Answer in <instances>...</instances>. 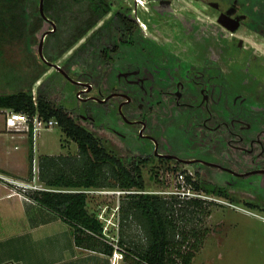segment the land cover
I'll use <instances>...</instances> for the list:
<instances>
[{
  "label": "flooded vegetation",
  "instance_id": "af4514ba",
  "mask_svg": "<svg viewBox=\"0 0 264 264\" xmlns=\"http://www.w3.org/2000/svg\"><path fill=\"white\" fill-rule=\"evenodd\" d=\"M68 3L63 29L61 8L49 18L38 6L51 27L39 59L61 85L51 101L96 138L117 140L155 182L181 173L221 204L240 194L264 207L239 189L264 187V0ZM59 29L68 54L57 63L45 40Z\"/></svg>",
  "mask_w": 264,
  "mask_h": 264
},
{
  "label": "trees",
  "instance_id": "16d2710c",
  "mask_svg": "<svg viewBox=\"0 0 264 264\" xmlns=\"http://www.w3.org/2000/svg\"><path fill=\"white\" fill-rule=\"evenodd\" d=\"M31 1L34 2L0 0V42L5 36L12 38L13 33L21 34L27 29L31 33L40 26L42 20L37 16L38 8L34 16L28 12L26 4ZM35 1L39 6V0ZM68 1L73 0H43V11L50 18L49 12L60 9ZM0 109L29 115L37 112L45 120L54 119L62 133L76 143V157L39 158V181L46 189H27L23 194L56 215L70 230L76 247L112 255L114 247L104 237L101 221L89 211L88 197L94 189L115 188L133 192L123 194L118 206L119 229L136 222L144 233L140 241H132L131 246L126 247L127 241L121 233L117 244L126 248L123 260L130 256L133 264H190L207 235V229L202 226L210 214V204L149 193L141 170L142 162L125 163L111 155L92 133L76 124L46 95L34 97L30 89L0 94ZM28 146L29 178H32L31 136Z\"/></svg>",
  "mask_w": 264,
  "mask_h": 264
},
{
  "label": "rangeland",
  "instance_id": "374dc122",
  "mask_svg": "<svg viewBox=\"0 0 264 264\" xmlns=\"http://www.w3.org/2000/svg\"><path fill=\"white\" fill-rule=\"evenodd\" d=\"M26 6L33 12H30V16H34L38 8L37 2L35 0L34 2H28ZM59 12V24L62 25L63 29V27L71 21V15L68 11H62V9H60ZM50 28L49 23L44 21L31 33L28 32V29L21 34L13 33L12 38L5 36L4 40L0 42L1 95L30 89L34 97L42 94L46 95L50 100L54 98L53 102L60 100L61 97H55H57V92L61 85L55 84L56 79H53V76L50 75L51 70L46 69L38 56L41 35ZM58 31L59 37L57 40L52 36H49L45 40V48H47L45 57L48 59L55 58L57 63L65 59V56L68 54V52H66L68 49L64 48L63 44L67 35L63 30L59 29ZM63 93L64 96L68 95L67 97L70 98L73 96L72 92L66 88L63 90ZM96 136L99 143L105 147L111 155L120 158L125 163L129 162L130 159H128V154H126L123 148L118 146L117 140L108 135L100 134ZM8 137L9 134L5 135L3 131V115L0 113V138L7 141L8 145L11 146V153L8 157L5 156L2 159L3 163L16 173H23L22 177L18 179L19 181L0 174V183L4 186H14L13 191H16L17 188L16 192L20 194L21 198L23 197L27 201H29V199L22 195H25V190L46 189L45 185L39 181L37 165L39 158L42 156L59 155L76 157L78 154L76 143L67 138L58 125L51 130H42L33 141V157L35 163L32 165L33 177L29 178V166L27 164L29 138L15 136L13 139L10 137V140ZM182 137L184 138V136ZM141 170L148 192L155 191L159 192L158 195L160 196H170L167 192L172 191L175 185L172 176L169 177L163 174L161 177L162 180H160L159 177V181L155 182L151 174L152 171L150 166H144ZM258 178L259 177H252L251 180L257 182ZM239 189H242L240 191L250 197L254 195V203H257L259 198L261 199L264 197V187L252 186L249 188L241 187ZM119 191V189L115 188H99L89 192L90 194L88 197L89 211L93 212L101 221L104 227L103 235L107 241L111 242L114 248L119 247L117 242L121 237V233L123 239L127 241L126 244H124L125 247L131 246L130 243L132 241H140L144 234L136 222L125 226L123 230L119 229L118 206L124 196ZM240 191L233 190V192ZM203 194L211 199L218 198L208 192ZM233 196L234 199H225L229 205L212 203V205L208 207L209 210L211 208V215L210 218L204 220L202 226L207 229V235L204 238L201 249L196 253L190 264H264V212L261 211V209L264 210V207L258 206L257 209L250 208L244 204V201L239 197L240 194L239 196L236 194ZM29 202L32 203L31 200ZM10 224V229H8L9 226H6V228L11 234H18L14 228L23 231L21 222ZM60 224L58 226L53 224V228L48 230L49 232H54V237L53 239L49 237L51 239L47 240V242L41 241L38 237L30 238L26 234L20 241H9L10 247L7 250H5L4 247L0 248V259L6 258V261L12 264L14 259L18 260L20 257L23 261L22 264H37L44 258L50 261L53 260L55 256L58 258L60 252H62L61 247H64L66 251L61 255L63 263L96 264L98 259L97 252H94L97 254L94 255V253L90 251L89 258L84 259V255H87V251L89 252V250H75L74 254L69 250L72 239L71 232L66 226L67 228H64L65 231L63 233V228H61ZM12 245H14L13 248ZM125 247L122 246V249H126ZM72 254L74 255L73 258ZM105 256L109 257L108 260L110 264H133L132 257L130 256L124 260H121L118 256L115 258L111 257L112 255Z\"/></svg>",
  "mask_w": 264,
  "mask_h": 264
},
{
  "label": "crops",
  "instance_id": "0c3cea01",
  "mask_svg": "<svg viewBox=\"0 0 264 264\" xmlns=\"http://www.w3.org/2000/svg\"><path fill=\"white\" fill-rule=\"evenodd\" d=\"M3 131L6 135L4 127H3ZM8 138H10V136ZM33 146H34V143H33ZM10 151H11V146L8 145L7 141H4L0 138V174L3 176H6L7 178L18 180L22 177L23 173H16L14 170L7 167L5 163H3V160H2L5 156L7 157L9 156V154L11 153ZM34 160L35 159L33 157V163H35ZM27 164L29 166L28 151H27ZM27 164H26V168H27ZM13 188L14 186H11V187L8 185L4 186L2 183H0V248L4 247L5 250H7L10 247L9 241L11 240L16 241V242L18 240L20 241V239L26 235H28L30 238L38 237L41 239V241H45V242L51 239L49 237H52L53 239L54 232H49L48 230L50 228H53L52 226L53 224H56L58 226L61 220L56 215L51 213L50 211L35 204L33 201L32 203H30L25 198L23 197L21 198L20 194L16 192L17 188H16V191H13ZM210 215H211V208H210V214L208 218H210ZM15 222H18V223L21 222L23 231H19L18 229L14 228V230L18 234H11L10 232H8L6 226H9L8 229H10V226H11L10 223L15 224ZM60 226L61 228H63L62 230L64 233L65 231L64 228H67L66 225L63 222H61ZM13 247L14 245H12V248ZM61 248H62V252H60V256H58V258L57 256H55V258L51 261L44 258L39 263L37 262L36 263L37 264H66L62 262L63 260H61L63 259L61 255L63 254L64 251H66V248L64 247H61ZM69 250L72 251L73 254L75 250L85 251L74 245L73 238L71 239ZM89 253L90 251L89 252L87 251V255H84L83 258L88 259L90 255ZM73 254H72V258L74 257ZM97 254H98V259L96 261L97 262L96 264H110L108 260L109 257H106L105 255L100 254V253H97ZM97 254L94 253V255H97ZM22 262H23L22 258L19 257L18 260L14 259V262L12 264H22ZM0 264H9V263L8 261H6V258H4L2 260L0 259ZM71 264H74V263H71Z\"/></svg>",
  "mask_w": 264,
  "mask_h": 264
},
{
  "label": "built area",
  "instance_id": "2783aa9c",
  "mask_svg": "<svg viewBox=\"0 0 264 264\" xmlns=\"http://www.w3.org/2000/svg\"><path fill=\"white\" fill-rule=\"evenodd\" d=\"M0 113L3 115L4 130L11 138H14L15 136L29 138L31 136L34 141L40 131L51 130L57 126L56 120H45L37 112L33 115H29L26 113L15 112L11 109H0ZM174 178L175 185L172 191L167 192L169 195H173L180 200H206L212 201L213 203H220V201H215L210 197L205 196L202 192L200 193L199 191H196L192 185L186 183L183 174L178 173ZM119 192L121 194L133 193L126 191ZM117 256L119 258H123L124 256V250L121 247H115L113 250L111 257L115 258Z\"/></svg>",
  "mask_w": 264,
  "mask_h": 264
},
{
  "label": "water",
  "instance_id": "95a60500",
  "mask_svg": "<svg viewBox=\"0 0 264 264\" xmlns=\"http://www.w3.org/2000/svg\"><path fill=\"white\" fill-rule=\"evenodd\" d=\"M39 10H40V13H43V0H39ZM47 35V32L43 33L42 37H41V40L39 42V47H38V52H39V57L44 61L46 62L44 56H43V53H42V47H43V41H44V38L45 36ZM51 66H54L56 67L55 65H51Z\"/></svg>",
  "mask_w": 264,
  "mask_h": 264
},
{
  "label": "bare ground",
  "instance_id": "6f19581e",
  "mask_svg": "<svg viewBox=\"0 0 264 264\" xmlns=\"http://www.w3.org/2000/svg\"><path fill=\"white\" fill-rule=\"evenodd\" d=\"M210 26V25H209ZM218 34V33H217ZM221 36V35H220ZM217 40H218V37H217ZM220 40V39H219ZM247 41V40H246Z\"/></svg>",
  "mask_w": 264,
  "mask_h": 264
},
{
  "label": "clouds",
  "instance_id": "9594fccd",
  "mask_svg": "<svg viewBox=\"0 0 264 264\" xmlns=\"http://www.w3.org/2000/svg\"><path fill=\"white\" fill-rule=\"evenodd\" d=\"M121 260H123V258H121Z\"/></svg>",
  "mask_w": 264,
  "mask_h": 264
}]
</instances>
